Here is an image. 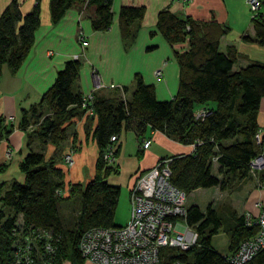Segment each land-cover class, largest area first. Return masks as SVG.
Segmentation results:
<instances>
[{"label":"trees","instance_id":"trees-1","mask_svg":"<svg viewBox=\"0 0 264 264\" xmlns=\"http://www.w3.org/2000/svg\"><path fill=\"white\" fill-rule=\"evenodd\" d=\"M112 2L48 0L50 21L56 24L73 5L85 3L84 9L93 13L92 29L106 31L112 21ZM261 5L264 11V0ZM144 13V5L119 8L118 28L125 48L134 42ZM251 21L254 38L244 36V40L264 48V15L259 13ZM39 25V0L24 14L16 0L5 6L0 13V73L4 66L12 73L19 69ZM155 29L169 46L186 43L184 50H173L178 67L175 95L170 100H158L154 86L144 82L139 73L133 75L128 96L127 87L111 96L93 95L87 106L96 119L91 137L98 156L94 176L85 184L68 183L66 189L55 158H45L43 151L30 149L19 162L23 182L11 180L0 185V264H62L64 260L82 264L85 259L78 248L82 233L93 227L117 226L114 214L120 187L109 183L107 177L119 170L102 158L112 135L118 140L128 130L141 140L148 131H159L180 144L192 145L191 153L171 155L169 163L171 183L186 194L213 186L225 190L228 181L249 178L251 161L257 155L264 156V134L260 142L255 140L257 111L264 97V62H251L234 70L237 54L233 47L219 50L226 27L214 21L197 22L162 9L157 13ZM81 65V59L64 62L39 102L22 109L18 122L21 130L56 149L66 140V123L86 112L82 93L73 88ZM205 103L214 106L202 119L195 118L194 109ZM30 127L32 131H28ZM12 130L13 125L0 117V139H6ZM85 131L88 134L87 123ZM137 154L140 157L142 150ZM256 176L264 189V168ZM72 196L77 197L79 207L74 222L68 225L62 210ZM185 221L197 231V243L186 250L165 248L160 264L174 260L184 264H232L211 245L213 235L224 231L230 253L257 231L256 225H246L243 215H228L209 203L203 210L197 204L187 206ZM241 264H264V246Z\"/></svg>","mask_w":264,"mask_h":264},{"label":"crops","instance_id":"crops-1","mask_svg":"<svg viewBox=\"0 0 264 264\" xmlns=\"http://www.w3.org/2000/svg\"><path fill=\"white\" fill-rule=\"evenodd\" d=\"M10 1L0 0V13ZM35 1L16 0L23 14L32 8ZM39 2L40 25L34 32V41L25 60L15 73L10 72L6 66L0 73V117L13 125L8 137L0 139V185L11 180L23 182L24 175L19 170V162L30 149L43 151L45 158H55L56 167L63 172L66 189L68 183L85 184L93 178L98 156L97 145L91 137L96 124L93 113L86 111L81 117L67 122L68 137L57 149L50 143H42L35 135L29 136L18 127L22 109L38 103L64 62L80 52L77 40L79 31L88 40V46L80 57L82 65L79 79L73 88L82 94L111 96L117 89L127 87L128 96L133 89V75L139 73L144 82L154 86L158 100L173 98L178 83V67L173 50H184L186 43L169 46L156 32V16L162 9H168L181 17L189 16L197 22L214 21L225 26L226 33L219 40V50L225 52L228 46L233 47L237 54L234 70L251 62H264V48L244 40V36L254 38L247 0H113L112 21L106 31L92 29L90 19L93 13L90 9H84L85 3L73 5L56 24H52L48 0ZM123 5L145 7L136 38L129 48L124 47L117 21L119 8ZM158 69L162 72L160 76L155 75ZM213 106V103H205L196 106V109ZM10 117L12 121L8 119ZM256 121L261 134H264V97L260 99ZM85 123L89 128L88 134ZM28 131H32V128ZM144 138H148L150 143L147 148L141 149L142 154L138 157L139 145ZM116 146L114 166L119 171L109 175L107 181L119 185L120 178L126 185L128 196L138 172L153 167L160 159L188 154L193 150L192 145L180 144L159 131H148L141 140L136 138L134 132L124 131ZM7 147L13 151L10 160L4 155ZM69 148H73L74 153L73 163L68 167L63 163L62 155ZM234 185L237 191L234 190L236 193L226 200L225 213L229 215L234 212L239 215L249 211L257 214L259 205L264 202V189L256 187L247 178L236 181ZM212 207L221 210L219 206ZM62 264L74 263L64 261ZM82 264L91 263L85 261Z\"/></svg>","mask_w":264,"mask_h":264},{"label":"built area","instance_id":"built-area-1","mask_svg":"<svg viewBox=\"0 0 264 264\" xmlns=\"http://www.w3.org/2000/svg\"><path fill=\"white\" fill-rule=\"evenodd\" d=\"M247 3L251 17L259 13L264 15L262 0H247ZM77 39L81 50L73 54L72 59H79L88 46V40L81 31ZM160 71L156 74L159 75ZM92 98L91 93L82 96V107L88 112H92L91 107L87 106ZM206 113V108L200 107L194 115L202 119ZM260 138L258 132L255 135L257 143ZM115 140L117 136L112 135L110 144L102 154L108 165L114 163ZM149 143L150 140L144 138L140 147L145 149ZM260 155L251 161V167L264 166V157ZM170 161V157L160 159L153 167L135 175L129 191V219L125 224L93 227L82 233L78 248L85 261L91 264H160L161 251L165 248L186 250L197 243V231L185 221L186 193L170 181ZM259 207V213L255 216L244 213L246 225H256L257 232L242 240L234 251L224 255L232 264L247 261L264 246V203ZM168 264L184 263L174 260Z\"/></svg>","mask_w":264,"mask_h":264},{"label":"rangeland","instance_id":"rangeland-1","mask_svg":"<svg viewBox=\"0 0 264 264\" xmlns=\"http://www.w3.org/2000/svg\"><path fill=\"white\" fill-rule=\"evenodd\" d=\"M247 5H248V3H247ZM248 9H249V13H251L249 5H248ZM78 33H77V35H78ZM157 71H160V70L159 69L156 70L155 75H157L156 74ZM161 73L162 72L160 71V74L157 76H160ZM83 95L84 94H82V96ZM205 108L208 111L209 108L208 107H205ZM195 110H196V108L193 111V115L195 113ZM88 113H91V112H88ZM194 117H195V115H194ZM8 119H10L11 121L13 120L11 117ZM258 132H260V134H261L260 128L258 129L256 134ZM117 143H118V140H115L114 146H116ZM139 148L142 149L141 147H139ZM114 150H115V148H114ZM73 153H74V149L69 148V150L62 155V161L68 167L70 165H72V163H73V157H72ZM12 154H13V151L9 147H7L5 149V152H4L6 159L10 160ZM67 157H69V158H67ZM114 163H115V153H114ZM114 163L111 165H114ZM262 168H264V166L258 167V166L252 165L251 170H250V177L247 178V179H251L254 182V185L256 187H260V188H263V186L259 182V180L257 179L256 174ZM213 171L214 172L216 171L215 166L213 168ZM118 181L120 182L118 185L120 187V195H119L118 204H117L115 214H114V223L117 225H123L126 223L127 218L129 217V196H128V191H127L125 183L123 181H120V178ZM235 182L236 181L233 182L231 180L228 181V186L225 190H220L214 186L208 187V188L195 189V190L191 191L189 194H186V206H189L190 204H197L203 210L206 207V205L209 203L211 205L219 206L218 208L221 209V212L225 213L226 209H227V207L225 205L226 200H229L230 196H232V194H235L237 191L236 190L237 187H235V185H234ZM234 190H236V191H234ZM78 207H79V201H78L76 196H72L67 200L66 205L64 206L62 212L67 219L68 225L72 224V222H74L75 218L77 217ZM259 210H260V207H259ZM259 210H258L257 214L259 213ZM246 212H249V211H245L239 215H243V217H244V213H246ZM249 213L252 216L257 215V214L254 215L251 212H249ZM17 221H20V218L17 219ZM17 225H21V222H17ZM227 243H228V239H227V236L223 230H219L216 234H214L212 237V240H211V245L214 247L215 250H217L221 254H226L228 252ZM64 261H68V260H64ZM64 261H62L61 263H63ZM44 264H47V263H44Z\"/></svg>","mask_w":264,"mask_h":264}]
</instances>
